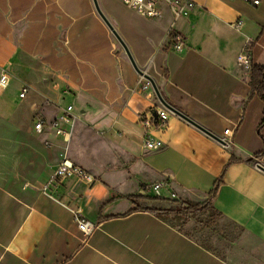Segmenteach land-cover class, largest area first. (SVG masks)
<instances>
[{
    "label": "crops",
    "instance_id": "crops-1",
    "mask_svg": "<svg viewBox=\"0 0 264 264\" xmlns=\"http://www.w3.org/2000/svg\"><path fill=\"white\" fill-rule=\"evenodd\" d=\"M97 1L162 97L231 142L169 109L166 128L144 126V113L166 107L152 85L142 88L148 79L94 0H0V74L20 84L0 95L11 113L0 114V165L24 150V172L37 179L23 195L0 182V264H264V100L249 80L252 65L264 66V0H193L175 23L180 50L164 44L165 5L151 18ZM68 106L75 120L60 126L70 137L51 126ZM65 157L94 180L53 178ZM210 199L236 232L224 251L158 213ZM77 209L97 223L90 235Z\"/></svg>",
    "mask_w": 264,
    "mask_h": 264
},
{
    "label": "built area",
    "instance_id": "built-area-1",
    "mask_svg": "<svg viewBox=\"0 0 264 264\" xmlns=\"http://www.w3.org/2000/svg\"><path fill=\"white\" fill-rule=\"evenodd\" d=\"M120 1H122L127 6L133 8L140 14L151 18L159 17L162 14L163 6L165 5L172 13L173 20L167 32V36H168L167 43L164 44L165 46H168L173 50H180L185 46L186 37L182 33L176 31L175 23L180 17L187 16L183 12L185 7H190L191 9L195 8L196 3L193 0H120ZM248 1H252L255 4H259L260 2V0H248ZM241 24L242 21H238L234 25L236 27H240ZM249 60H250L249 53L243 52L239 55V61L241 63L248 64ZM12 80L13 77L8 72L3 71L0 74V95H2L4 91H6V89L10 86ZM142 88L145 90L151 88L150 82L146 80L143 83ZM28 91H29V85L23 84L19 94L20 97L25 98ZM169 117H170V112L167 108L156 106L153 107L152 109H149L146 113L142 115L141 122L148 130L154 126L158 127L159 129H164L168 125ZM71 120L74 121L75 117L72 114L71 106H68V108L64 111V113L61 114L59 117H57L51 123V126L55 128L57 132L65 133L67 134L68 137H70L71 132H68L63 127H61L60 122L71 121ZM45 122L46 121L43 118L41 117L37 118L35 129L38 132H42L44 130ZM225 132L228 134L229 130L226 129ZM223 140L228 145L231 142L229 139H223ZM146 144L148 147H152L154 145V142L152 140H148ZM72 177H82L89 181L94 180V177L91 174H89L87 171H85L81 166L74 163L69 158L65 157L57 166L53 178L57 179L59 182H63ZM159 186L160 185H155V187H159ZM74 212L80 230L85 235H90L97 227V223L86 218L79 209L75 210Z\"/></svg>",
    "mask_w": 264,
    "mask_h": 264
},
{
    "label": "rangeland",
    "instance_id": "rangeland-1",
    "mask_svg": "<svg viewBox=\"0 0 264 264\" xmlns=\"http://www.w3.org/2000/svg\"><path fill=\"white\" fill-rule=\"evenodd\" d=\"M108 3L116 6L111 0ZM19 85L17 81H13L11 87L16 90ZM1 113L11 115L8 110L5 111L4 109L0 110ZM16 155V161L12 165H0L2 167L0 182L12 192L23 195L32 186H35L37 179L35 175L24 172V150L18 151ZM214 219L215 216L205 212L188 218H174V222L202 243L224 251V241L235 238L236 232L229 226H221L219 218L216 221H213ZM212 221L215 224V228L212 227V224H208L209 222L212 223Z\"/></svg>",
    "mask_w": 264,
    "mask_h": 264
},
{
    "label": "trees",
    "instance_id": "trees-1",
    "mask_svg": "<svg viewBox=\"0 0 264 264\" xmlns=\"http://www.w3.org/2000/svg\"><path fill=\"white\" fill-rule=\"evenodd\" d=\"M249 80L252 89L251 96L257 94L264 100V66L258 64L252 65ZM263 124H264V117L261 125ZM205 212H209L211 213V215L215 216V219L213 221H216L218 218L221 217V213L218 212L215 209V207L212 205L211 199L196 205L188 204L186 205V207H184V209L180 211H168V210L158 211L159 215L163 218H168L173 215L172 217L173 220L174 218H181V217L188 218ZM213 221L212 223L209 222L208 224L213 225Z\"/></svg>",
    "mask_w": 264,
    "mask_h": 264
},
{
    "label": "water",
    "instance_id": "water-1",
    "mask_svg": "<svg viewBox=\"0 0 264 264\" xmlns=\"http://www.w3.org/2000/svg\"><path fill=\"white\" fill-rule=\"evenodd\" d=\"M95 6L97 8V11L99 12V14L102 16V18L106 21V23L109 25L110 29L113 31V33L115 34V36L117 37V39L120 41L121 45L123 46V48L125 49L130 61L132 62L134 68L136 69V71L140 74V75H144L150 82L151 85L158 97V99L160 100V102L167 108L169 109L171 112L183 117L184 119H186L187 121L191 122L192 124L196 125L197 127H199L200 129H202L203 131H205L206 133H208L209 135H211L212 137H214L215 139H217L218 141L222 142V143H226L221 137L215 135L214 133H212L211 131H209L208 129H206L205 127H203L202 125L198 124L197 122H195L194 120H192L190 117H188L187 115H185L184 113H182L179 109H177L176 107L170 105L161 95L156 83L154 82V80L149 76L146 75V73L144 72L143 69L139 68L138 65L136 64V61L134 60V57L132 56L128 46L126 45V43L124 42V40L121 38V36L119 35V33L116 31V29L114 28V26L112 25V23L110 22V20L106 17V15L103 13V11L101 10L98 1L94 0ZM261 168L264 169L263 166H261Z\"/></svg>",
    "mask_w": 264,
    "mask_h": 264
}]
</instances>
